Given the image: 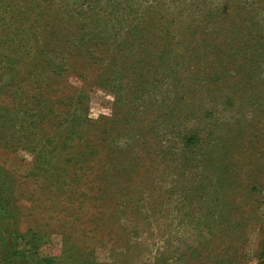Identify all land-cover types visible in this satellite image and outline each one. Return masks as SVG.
I'll return each instance as SVG.
<instances>
[{
	"label": "rangeland",
	"instance_id": "obj_1",
	"mask_svg": "<svg viewBox=\"0 0 264 264\" xmlns=\"http://www.w3.org/2000/svg\"><path fill=\"white\" fill-rule=\"evenodd\" d=\"M151 11L193 59L105 80ZM0 188L26 264L264 260V0H0Z\"/></svg>",
	"mask_w": 264,
	"mask_h": 264
},
{
	"label": "trees",
	"instance_id": "obj_2",
	"mask_svg": "<svg viewBox=\"0 0 264 264\" xmlns=\"http://www.w3.org/2000/svg\"><path fill=\"white\" fill-rule=\"evenodd\" d=\"M252 1L255 4L257 0ZM153 11L147 14L144 18H138V22L142 26L140 30L148 32L146 40L142 41L140 37L138 41H135L132 37L133 30H131L128 35L125 33V36L122 38V41L125 43H120L121 48L119 49V51L121 54L117 53V55L115 54L113 57L109 58L106 63L107 65L104 67L103 72L105 75V80H112L111 76L113 75V73H115L116 79L126 81V84L129 82V89L133 87L137 91L139 90V88L141 90H145L147 89L146 85L152 80L153 77H155L153 74H151V66H153V68H155V66L164 67V65L167 66L173 61L183 59L185 56L193 59L194 56L186 53V51L183 54L179 55L173 52L175 50H181L180 48L183 46V44L186 45L188 43V46L191 45L192 42H195V39L191 38L189 41L183 42L179 38L178 40L174 41V37H172V25L175 30H177L176 28L178 27V19H176L174 16L169 17L168 14L158 16V13ZM230 13L231 12L229 10V6L223 4L222 9H220V13L216 12V17H220V15H223V17H227ZM186 24H184V29L179 33L182 35L184 34V31L192 34L195 33L194 30L189 29L191 28V26H186ZM134 28L135 26H132V29ZM186 28H188L189 30H187ZM153 33H158V35H155L156 37L151 38ZM94 44L100 45L96 42H94ZM142 54H144V56L139 59L135 57ZM131 67H136L135 69L141 68V71H144L140 74L132 76V74L126 72L130 70ZM131 81L133 82V84ZM180 136L190 144L195 145L197 142V136L193 133H184L183 135L180 134ZM4 200L5 199L0 196V205H4ZM37 235L39 234H33V236L35 237ZM23 241L25 240L23 239ZM30 243L31 240L29 241V243L27 242L25 246L24 244H22V242L19 241V236H14L11 233H7L0 228V264H26L24 257L26 256L25 252L29 250L28 244L31 245ZM259 257H264V240L262 242L261 253ZM44 261H46V263L52 262L51 259L47 258ZM41 262H43V260H37L35 261V264H44ZM256 264H264V260H260Z\"/></svg>",
	"mask_w": 264,
	"mask_h": 264
}]
</instances>
